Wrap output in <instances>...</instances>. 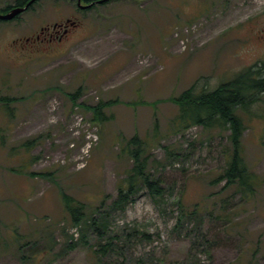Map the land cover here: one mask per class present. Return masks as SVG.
Listing matches in <instances>:
<instances>
[{"label": "rangeland", "instance_id": "374dc122", "mask_svg": "<svg viewBox=\"0 0 264 264\" xmlns=\"http://www.w3.org/2000/svg\"><path fill=\"white\" fill-rule=\"evenodd\" d=\"M66 18L79 24L46 41L53 30L41 29ZM263 60L264 0H37L0 19V264H264V180L248 201L224 190L227 132H176L170 100ZM100 101H114L101 123L88 108ZM242 116L247 161L264 178V100ZM135 134L164 196L144 188L113 209L119 242L97 254L98 233L81 237L61 193L107 209Z\"/></svg>", "mask_w": 264, "mask_h": 264}, {"label": "trees", "instance_id": "16d2710c", "mask_svg": "<svg viewBox=\"0 0 264 264\" xmlns=\"http://www.w3.org/2000/svg\"><path fill=\"white\" fill-rule=\"evenodd\" d=\"M28 1L15 0L3 11H8L15 6H23ZM33 6L34 4L30 8ZM197 83L198 81L183 90L180 95L170 98L178 106L173 127L176 132L199 125L206 129L227 132L228 145L223 152L224 164L216 180L224 182V190L229 187L233 188L244 200L248 201L256 194L264 178L258 175L247 161L243 145L247 126L242 112L251 113L252 105L264 100V60L262 63L244 68L234 77L221 82L211 90L203 87L198 89ZM82 88L79 87L75 93H72L73 100L76 99ZM113 102L100 101L96 105L88 106L93 111V119L100 123L109 119L104 113V108ZM28 142L27 140L23 144L26 146ZM147 144L146 140L135 134L124 146L123 149L130 154L133 165L122 183L118 185L117 197L111 201L107 209L104 207L105 200L89 211L84 201L78 200L66 192L61 193L64 209L70 214L73 224L81 227V237L85 238V232L92 230L98 233L99 241L95 248L97 254H105L114 250L119 242L118 234H109L111 224L108 218L113 209L124 208L133 196L144 188L154 198L162 199L164 196V186L160 177H156L148 165ZM158 164L163 166L159 161ZM133 230L143 236L147 235L139 229ZM27 244L29 241L22 245Z\"/></svg>", "mask_w": 264, "mask_h": 264}, {"label": "flooded vegetation", "instance_id": "af4514ba", "mask_svg": "<svg viewBox=\"0 0 264 264\" xmlns=\"http://www.w3.org/2000/svg\"><path fill=\"white\" fill-rule=\"evenodd\" d=\"M100 1L101 0H82V4L83 5L90 4L91 6L98 5V4L104 5V4L109 3L112 0H107L104 2H100ZM77 5H78V2H77ZM5 12H7V11H5ZM15 19H17V18H15ZM78 24H79L78 21H75L72 18H66L62 22H55L51 25H48V27H43L41 30H42V32H45L46 29H49V28H52V30H53V32H50L48 35H46L44 37V39L46 41H51L54 39V37H58L59 40H62V36H64L71 29V27H76ZM29 39H32V42H37L38 40L41 39V33L34 36V38H27V40H29Z\"/></svg>", "mask_w": 264, "mask_h": 264}, {"label": "water", "instance_id": "95a60500", "mask_svg": "<svg viewBox=\"0 0 264 264\" xmlns=\"http://www.w3.org/2000/svg\"><path fill=\"white\" fill-rule=\"evenodd\" d=\"M37 0H29L25 5L23 6H15L13 8H11L10 10H8L5 13H0V19L3 20H11V19H15L16 17H18L20 14H22L23 12H25L26 10H28L30 8V6L32 4H34ZM107 0H101L100 2H104ZM78 2V6L80 8H87L91 5H83L82 4V0H77Z\"/></svg>", "mask_w": 264, "mask_h": 264}]
</instances>
